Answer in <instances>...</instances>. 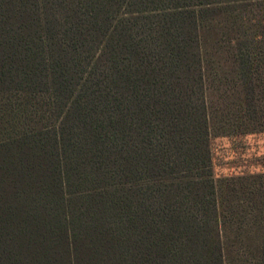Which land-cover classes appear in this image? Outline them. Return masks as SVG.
<instances>
[{"label":"trees","instance_id":"1","mask_svg":"<svg viewBox=\"0 0 264 264\" xmlns=\"http://www.w3.org/2000/svg\"><path fill=\"white\" fill-rule=\"evenodd\" d=\"M264 0H0V264H264Z\"/></svg>","mask_w":264,"mask_h":264},{"label":"rangeland","instance_id":"2","mask_svg":"<svg viewBox=\"0 0 264 264\" xmlns=\"http://www.w3.org/2000/svg\"><path fill=\"white\" fill-rule=\"evenodd\" d=\"M211 156L215 177L264 172V133L212 138Z\"/></svg>","mask_w":264,"mask_h":264}]
</instances>
